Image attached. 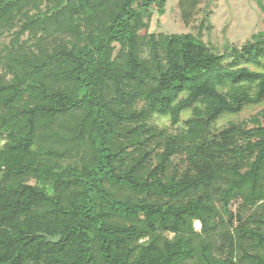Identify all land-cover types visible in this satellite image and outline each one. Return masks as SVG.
<instances>
[{
  "label": "trees",
  "instance_id": "obj_1",
  "mask_svg": "<svg viewBox=\"0 0 264 264\" xmlns=\"http://www.w3.org/2000/svg\"><path fill=\"white\" fill-rule=\"evenodd\" d=\"M215 1L140 34L168 0H0V264H264V109L218 127L264 103V33L210 46Z\"/></svg>",
  "mask_w": 264,
  "mask_h": 264
},
{
  "label": "rangeland",
  "instance_id": "obj_2",
  "mask_svg": "<svg viewBox=\"0 0 264 264\" xmlns=\"http://www.w3.org/2000/svg\"><path fill=\"white\" fill-rule=\"evenodd\" d=\"M263 4H264V0ZM179 0H168L166 10L163 13L155 12L150 20L149 29L141 28L140 34L145 33H181L193 32L197 34L200 30L198 24L204 12L197 6H191L189 23L185 27H180L173 18V8ZM209 20L205 24L210 28L202 29V39L214 46L221 52L226 51V46H236L242 50L254 40V35L264 33V9L258 0H216L208 13ZM12 35L6 32L1 37L0 42H9ZM232 51L230 50V53ZM234 54L230 55L226 63L231 64ZM247 66L250 69L264 70V57L260 67L248 63L245 59L238 65ZM264 109V103L247 107L242 113L237 115H226L218 122L219 128L226 127L230 121H243L257 114ZM188 113L183 115L185 119ZM156 122L161 126H169L170 121L167 117H157ZM195 228L200 230L201 224L194 221Z\"/></svg>",
  "mask_w": 264,
  "mask_h": 264
},
{
  "label": "water",
  "instance_id": "obj_3",
  "mask_svg": "<svg viewBox=\"0 0 264 264\" xmlns=\"http://www.w3.org/2000/svg\"><path fill=\"white\" fill-rule=\"evenodd\" d=\"M50 238H51V240H52L53 242H59L60 239H61V236L50 237Z\"/></svg>",
  "mask_w": 264,
  "mask_h": 264
},
{
  "label": "bare ground",
  "instance_id": "obj_4",
  "mask_svg": "<svg viewBox=\"0 0 264 264\" xmlns=\"http://www.w3.org/2000/svg\"><path fill=\"white\" fill-rule=\"evenodd\" d=\"M196 222H198L199 224H201V222H200V221H198V220H196Z\"/></svg>",
  "mask_w": 264,
  "mask_h": 264
}]
</instances>
